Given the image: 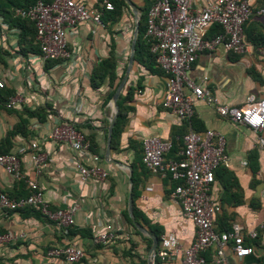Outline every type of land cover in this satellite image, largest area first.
Masks as SVG:
<instances>
[{
    "label": "crops",
    "instance_id": "1",
    "mask_svg": "<svg viewBox=\"0 0 264 264\" xmlns=\"http://www.w3.org/2000/svg\"><path fill=\"white\" fill-rule=\"evenodd\" d=\"M80 1L94 10L101 9L104 1L111 2ZM123 1L119 15L103 10L104 26L88 20L68 29V47L74 54L63 64L43 62L40 53L28 52L26 44L20 43L19 28L9 26L0 16V81L4 83L2 88L13 90L23 99L14 110L0 108V146L20 122L16 110L45 109V120L28 119L27 136L17 134L11 138L10 151L24 150L20 154L22 172L26 179L38 183L51 208L78 207L75 223L69 228L58 227L33 209L0 208V232L19 237L13 243L0 245V264H148L150 248L144 238L148 236L137 234L126 217L130 196L133 208L162 235L172 233L183 247L191 245L196 239V227L182 215L179 203L171 196L175 181L169 175L147 170L141 152L142 141L153 136L173 141L180 152L181 136L190 129H212L226 140L230 162L217 170L210 192L220 206L215 228L223 231L238 223L252 229L264 219V150L257 145V134L221 116L215 106L203 101L195 103V125L175 118L161 105L166 75L151 73L135 61L122 92L125 94L130 86L134 88L132 98L125 103L131 110L114 145L111 138L109 158L106 157L114 115L112 98L108 100L112 88L108 78L94 86L93 71L101 61L113 56L116 74H121L127 65L135 25L138 22L140 28L145 24V12L153 0ZM206 1L193 0V7L198 9ZM249 1L257 10L264 7V0ZM244 33V54L222 47L202 51L190 71L192 79L198 84L204 81L203 85L223 104L242 105L249 95L264 97V54L259 50L264 41V14L253 15ZM61 123L75 125L90 143L89 151L76 152L69 143L52 140V128ZM33 142L36 150L31 148ZM34 151L46 157L40 172L31 159ZM94 156L99 157L107 177L82 182L72 160L79 158L85 165H92ZM26 185L0 169V192L25 196ZM105 230L115 233L113 241L95 244L93 236ZM66 244L80 246L84 257L68 263L48 254L50 249ZM253 247L254 252L243 258H236L227 249V264H264V230L259 231ZM212 254L213 249H209L204 255L211 260ZM181 260V253H177L159 264H181Z\"/></svg>",
    "mask_w": 264,
    "mask_h": 264
},
{
    "label": "built area",
    "instance_id": "2",
    "mask_svg": "<svg viewBox=\"0 0 264 264\" xmlns=\"http://www.w3.org/2000/svg\"><path fill=\"white\" fill-rule=\"evenodd\" d=\"M103 6L106 10L114 8L109 1H104ZM16 13L34 22L36 40L41 49L39 58L43 62L55 60L63 64L73 58L74 52L69 49L67 42L68 29L88 20L104 26L101 12L80 0H38L26 9H17ZM255 14H264V7L257 10L249 0H207L198 9L193 7V0H154L148 10L144 38L166 75V89L161 101L164 109L181 121H189L194 116L196 101H203L215 106L221 116L252 129L257 134L258 147L264 150V97L249 95L242 105L223 104L203 85L204 81L198 84L190 76L192 66L202 51L222 47L231 53L244 54L247 51L244 29ZM215 24L220 26L221 31L209 35ZM259 50L264 54V42ZM2 87L4 83L0 81ZM22 101L21 95H15L10 98L8 107H16ZM49 137L56 142L69 143L76 152L90 149V143L73 124H56ZM182 144V150L177 155L179 158H167L173 146L172 141L156 136L142 141L144 167L152 173L169 175L175 181L171 196L179 203L182 215L196 227V239L187 247L180 245L172 233L162 235L156 255L161 260H170L175 254L181 253V264H206L204 254L209 249H213L211 264H227V249L236 258L251 255L254 247L247 240L258 238L259 231L264 229V219L257 228L252 229H244L238 223H233L229 230L223 232L215 228L220 206L212 199L210 192L217 169L228 166L230 162L225 137L212 129L202 132L190 129L182 136ZM31 148L36 150L37 144L31 143ZM23 152L22 149L0 154V169L16 180H25L30 193L19 198L3 194L0 208L11 211L35 208L58 227H72L77 205L51 208L38 183L26 179L22 172L20 154ZM31 159L40 172L46 157L34 151ZM98 161V156L93 157L92 165H85L79 158L72 160L82 182L106 179L107 171ZM18 238L2 233L0 245L13 243ZM114 238L112 230H105L97 232L93 242L108 244ZM48 254L68 263L78 262L84 257L83 249L76 244L54 247Z\"/></svg>",
    "mask_w": 264,
    "mask_h": 264
},
{
    "label": "trees",
    "instance_id": "3",
    "mask_svg": "<svg viewBox=\"0 0 264 264\" xmlns=\"http://www.w3.org/2000/svg\"><path fill=\"white\" fill-rule=\"evenodd\" d=\"M38 0H0V16L8 23L9 26L17 27L20 30V43H24L27 46V51L32 53H40V45L36 40V28L33 21L26 17H22L16 13L17 9H26L30 7L31 5H34ZM46 2H49L50 0H44ZM114 6L113 10L111 11L112 15H119L120 9L123 5H125L123 0H110ZM154 1V0H153ZM151 2V4L153 3ZM149 4V7L147 11L145 12V18L147 19L148 10L151 6ZM104 5V4H103ZM96 11L101 12V20L103 24L105 25V21L103 19V10H106L104 6L101 9H95ZM107 11V10H106ZM146 21V20H145ZM145 24H140L138 36H137V42H136V50H135V56L134 61L142 66H144L146 69L149 70L151 73H159V74H165L164 71L160 68V66L156 62L155 55L151 53L150 51V44L147 42V40L144 38L145 34ZM221 31V28L219 25L215 24L212 26L209 35L217 34ZM264 42V41H263ZM261 42V44L263 43ZM48 62L52 63H59L55 60H47ZM117 69V62L116 58L113 56H110L108 59L101 61L94 69L93 75H92V84L94 86H98L104 82L106 78L109 80V85L112 88L111 92L108 95V100H110L113 97V94L115 90L117 89L123 75L126 69V65L123 67L122 72L120 75L116 74ZM137 88L139 90L142 89L141 84L137 85ZM134 88L130 86L125 94H122L118 100L119 105V113L116 118L114 127H113V134H112V145H114L115 141L119 138L122 128L127 120V114L128 111L131 110V107H126L125 103L132 98ZM16 92L13 90L7 89V88H0V108H10L8 107V102L10 98L14 97ZM10 109H13L11 107ZM14 110V109H13ZM20 116V122L11 130L8 132L6 139L2 142L0 146V154L2 153H9L10 147H11V138H13L17 134H22L24 136H27V131L29 127V118H37L39 120H45L48 116V112L45 109H23L22 111H15ZM188 124L192 123V125H195L197 120L192 117L189 121H186ZM75 126V125H74ZM76 127V126H75ZM77 128V127H76ZM202 132V131H197ZM184 135V134H183ZM182 135V136H183ZM181 136V141H182ZM173 146L170 152L167 154L168 156L170 153H172V156H169L170 158H179L176 153H178V150H175L174 142L172 141ZM141 152H142V145H141ZM223 167V166H221ZM219 167V168H221ZM218 168V169H219ZM217 169V170H218ZM217 172V171H216ZM216 174V173H215ZM170 177V176H169ZM21 183H26L25 180H21ZM176 184V183H175ZM175 186V185H174ZM27 187V185H26ZM28 189V188H27ZM30 191L28 189V193L25 195H29ZM3 192H0V198L3 195ZM11 198H19L23 197L22 195H8ZM27 209H33L34 211L41 214L40 211L36 210L35 208H24L20 209L21 211L27 210ZM19 210V211H20ZM133 213L136 221L140 223L142 226H144L150 233L154 234L158 238V246L157 251L160 248V241L162 234L160 231L153 225L149 223V221L140 213V211L134 206ZM127 220L129 224L132 226L134 231L141 235V233L134 227L132 220L127 216ZM231 227V226H230ZM229 227V229H230ZM229 229L223 230L227 231ZM218 232H223L218 229H216ZM264 230V229H263ZM4 232H0L2 234ZM259 237V235H258ZM148 243V248L151 247L152 240L149 237H144ZM258 239V238H257ZM255 240H247V243L250 245H253ZM206 256V255H205ZM206 264H211L210 259L206 256ZM161 258L156 255L155 257V264H159L161 262ZM144 263H146L144 261Z\"/></svg>",
    "mask_w": 264,
    "mask_h": 264
},
{
    "label": "water",
    "instance_id": "4",
    "mask_svg": "<svg viewBox=\"0 0 264 264\" xmlns=\"http://www.w3.org/2000/svg\"><path fill=\"white\" fill-rule=\"evenodd\" d=\"M128 3L131 4L130 2H128ZM138 32H139V24L137 22L135 25L134 34H133L131 45H130V52H129V56H128L126 69H125L124 75H123V77H122L117 89L115 90L113 97H112V103H113V107H114V115H113V117L110 121V125H109V135H108V143H107V151H106V157L107 158H109L110 143H111V138H112V133H113V127H114L116 118H117L118 113H119L118 100H119V98H120V96H121V94H122V92L126 86L129 75H130L132 68H133V65H134V56H135ZM128 214L132 220L134 227L141 234L148 236L152 240V244H151V247L149 249L148 264H155L156 250H157V246H158V242H159L158 238L154 234L150 233L145 227H143L140 223H138L135 220L134 213H133V200H132L131 196L129 197V200H128Z\"/></svg>",
    "mask_w": 264,
    "mask_h": 264
}]
</instances>
